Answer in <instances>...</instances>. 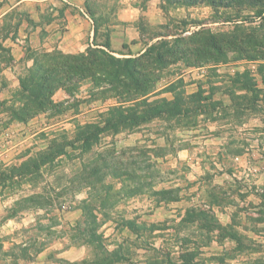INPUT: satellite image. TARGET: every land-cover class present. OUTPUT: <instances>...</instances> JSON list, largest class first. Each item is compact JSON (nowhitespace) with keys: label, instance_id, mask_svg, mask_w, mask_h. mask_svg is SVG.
<instances>
[{"label":"rangeland","instance_id":"1","mask_svg":"<svg viewBox=\"0 0 264 264\" xmlns=\"http://www.w3.org/2000/svg\"><path fill=\"white\" fill-rule=\"evenodd\" d=\"M12 2L0 0V12ZM256 7L168 10L146 30L165 37L138 56V86L88 79L64 100L53 94L63 103L56 110L24 121L14 114L19 80L0 74V264H264V15ZM18 19L0 23V39ZM9 60L0 41V71ZM128 96L182 102L181 111L140 115L85 152L66 144L77 125L131 104ZM41 152L51 160L41 164ZM97 154L109 165L101 172L136 161L137 179L124 177L133 192L108 173L96 185H111L102 192L110 197L91 194L85 175ZM83 201L96 217L93 238L81 231ZM70 248L75 260L61 256Z\"/></svg>","mask_w":264,"mask_h":264},{"label":"crops","instance_id":"2","mask_svg":"<svg viewBox=\"0 0 264 264\" xmlns=\"http://www.w3.org/2000/svg\"><path fill=\"white\" fill-rule=\"evenodd\" d=\"M199 5L168 0H14L0 12V23L11 14L19 17L15 30L0 39L10 59L0 74L18 84L21 66L26 70L32 68L36 57L40 61L88 48L107 51L105 41L109 43V53L117 57L141 56L147 46L165 37L148 36L146 30L162 23L168 10ZM66 94L61 88L54 92L60 101ZM253 168L247 169L251 172ZM74 252L70 248L61 256L75 260Z\"/></svg>","mask_w":264,"mask_h":264},{"label":"trees","instance_id":"3","mask_svg":"<svg viewBox=\"0 0 264 264\" xmlns=\"http://www.w3.org/2000/svg\"><path fill=\"white\" fill-rule=\"evenodd\" d=\"M168 2L185 5L206 3L213 7H231L233 5H247L249 7L257 6L256 13L260 16L264 15V0H168ZM103 46L109 50L108 41H105ZM215 46H217V44L213 45V47ZM142 56L143 55H141V57ZM97 57H101L100 59H103L104 62L102 61V63L108 65L110 68L109 71L99 67ZM141 57H116L104 49L93 48H88L84 52L75 54H59L54 57H45L40 61L39 57H36L33 67L27 69L23 77H19V84L22 89L19 98L21 105L17 109L19 111L16 113L14 112V114L17 115L16 119L24 121L25 119H29L38 113H46L48 111L52 112L56 110L63 104L55 102L52 98L57 89L61 88L68 94H72V91H75L74 89L79 85V83L88 79L93 80V83L97 85L109 82L111 89L117 88L118 84L126 88L130 85L138 86L137 77L142 76L139 71L140 66H142L140 64ZM121 75L125 76L124 80L120 78ZM27 92L28 95L26 96L25 93ZM146 94H142L141 96ZM126 98H130L127 100L131 104L126 106H121L122 103L120 105H112L105 111L107 116H104L103 112L101 114L99 113V121L77 125L73 131L74 138L66 144L71 145L79 143L80 149L85 152L98 142L100 134L103 131L112 130L116 132L120 129L132 128L138 124L140 115L142 116V119L146 117H157L166 113H168L169 116H177L181 111V109H179V104L182 102H177V104L174 102L171 106H168V102H164V99L152 102L143 100L141 105H139L140 101H137V97H123V99ZM159 102L166 103L165 107L167 108H160L157 105ZM140 106H143L145 109L143 113L137 114V109ZM63 146L64 144H61V148L57 146L58 152H65ZM53 153H55L54 150ZM50 158L51 155L49 152L39 153V161L43 162L41 164L47 163L51 160ZM93 158L96 162L94 159L90 160H94V163H92L85 175L86 183L90 185V189L93 191L91 194H93V196H101L100 199L102 200L109 196L105 195V197H103L104 195L102 192L103 190H110L111 185L104 187L96 185L98 182L100 183L104 180V177H106L108 173L109 175H112L113 178L117 179L121 186L125 188V191L129 190V192H133L134 189H129L126 184L127 181L125 182L124 177L127 176L128 179L135 177L137 179V175L135 173L137 168L136 161L131 162L132 168L125 165L119 166L113 164L109 171L105 170L101 172V169L109 167L106 162V157L103 154H97ZM133 165H135V167H133ZM82 208L85 210V220L88 221V224L86 225L87 227L85 226L81 230L82 234H86L88 232L93 238L96 217L92 213L88 202L83 203Z\"/></svg>","mask_w":264,"mask_h":264}]
</instances>
